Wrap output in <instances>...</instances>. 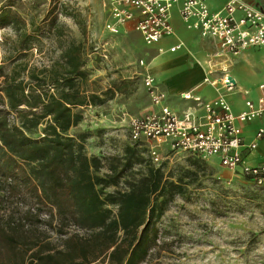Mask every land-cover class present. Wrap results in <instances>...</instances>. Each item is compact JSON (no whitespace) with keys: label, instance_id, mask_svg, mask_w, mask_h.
Wrapping results in <instances>:
<instances>
[{"label":"trees","instance_id":"trees-1","mask_svg":"<svg viewBox=\"0 0 264 264\" xmlns=\"http://www.w3.org/2000/svg\"><path fill=\"white\" fill-rule=\"evenodd\" d=\"M28 25L9 7L0 10V28L11 30L0 43V264H155L152 249L165 245L156 242V222L167 203L213 169L190 155L175 170L142 163L137 146L148 158L147 148L128 135L132 144L121 155L85 154L83 135L67 132L81 120L80 108L121 92V81L87 89L83 42L58 40L47 65L32 63L40 27ZM105 160L106 172L98 174ZM134 162L143 164L137 176L127 171ZM123 175L126 189L103 191ZM18 185H31L38 201L21 203L12 194ZM68 225L82 232L64 231Z\"/></svg>","mask_w":264,"mask_h":264},{"label":"rangeland","instance_id":"rangeland-1","mask_svg":"<svg viewBox=\"0 0 264 264\" xmlns=\"http://www.w3.org/2000/svg\"><path fill=\"white\" fill-rule=\"evenodd\" d=\"M6 7L18 13L27 29L30 20L40 27L37 34L39 42L30 49L32 63L45 64L39 53L45 44L46 58H52L55 52L58 53V40L83 42L89 81L87 89L98 92L107 88L111 81H121V92H114L101 104L80 108L81 120L67 132L72 136L76 133L83 135L81 143L85 154L121 155L123 146L132 144L127 138V116L123 113L137 114L148 104L141 74L157 53L153 44H146L131 29L110 33L105 27L110 20L106 0H0V10ZM10 31L9 27H3L2 38ZM175 32L177 38L184 39L181 49H187L186 40L193 39H204L213 47V42L197 31L192 33L177 26ZM139 60L143 65H139ZM202 90L205 94L211 93L207 85ZM232 103L235 105L236 100ZM151 145L157 149L164 171L169 168L175 170L176 165H186L185 157L188 155L185 153L169 151L164 143ZM137 148L143 158L142 163L158 165L149 161L142 146ZM203 160L213 173L200 176L194 187H188L189 194L175 195L167 203L156 222V242L165 245L158 250L152 249L151 263L264 264V188L252 185L236 172L223 176L215 162ZM142 163H132L127 171L133 176L139 175ZM106 165L105 160L98 174L106 172ZM128 179L129 175H123L115 185H107L103 191L124 190ZM12 194L21 203L38 201L31 185H18ZM110 209L111 213L115 211L113 206ZM29 224L33 227L32 219ZM41 227L40 224L37 228L39 232ZM72 230L82 232L69 225L64 228L66 232ZM48 235L50 241L57 244L56 236Z\"/></svg>","mask_w":264,"mask_h":264},{"label":"built area","instance_id":"built-area-1","mask_svg":"<svg viewBox=\"0 0 264 264\" xmlns=\"http://www.w3.org/2000/svg\"><path fill=\"white\" fill-rule=\"evenodd\" d=\"M106 5L110 20L105 27L110 33L131 29L146 44H154L173 33L170 13L175 8L184 28L213 39L221 52L237 54L248 47L264 51V11L247 0H224L217 10H210L206 0H106ZM181 46V42H177L168 50L175 51ZM139 65H143L142 60H139ZM202 82L215 90L223 88L229 91L234 81L222 73L212 79L205 75ZM141 84L148 98L147 107L137 114H123L127 116L128 138L145 144L151 163H160L158 151L151 143H164L172 152L201 159L215 157L221 167L238 173L256 187L264 188V159L249 164L242 155L243 150L255 147L264 127H258L252 140L244 143L239 126L255 117L264 122L263 93L255 102L244 100L243 109L232 113L220 93L213 99L203 100L190 91H183L179 97L191 100L193 104L177 112L165 103L166 94L151 74L143 72ZM257 88L262 90L263 85L258 84ZM4 107L0 104V108ZM6 120L14 122V114L9 112Z\"/></svg>","mask_w":264,"mask_h":264},{"label":"crops","instance_id":"crops-1","mask_svg":"<svg viewBox=\"0 0 264 264\" xmlns=\"http://www.w3.org/2000/svg\"><path fill=\"white\" fill-rule=\"evenodd\" d=\"M223 1L206 0V3L210 10H217ZM247 1L264 11V0ZM170 23L173 33L162 37L153 44L157 53L152 56L142 73L147 72L153 76L154 82L166 94L165 103L172 110L180 112L183 108L193 104L191 100H183L179 97V93L183 91H190L193 95H197L203 100L213 99L220 93L228 103L232 113H237L243 109L244 100L249 99L255 102L258 95L264 94V51L262 49L248 47L237 54H229L219 51L216 41L208 38L213 42V47L208 45L204 39H193L191 41L186 40L187 49H184V47L181 49L180 47L175 51H169L168 48L177 42L184 44V39L177 38L175 35L177 26L184 28L175 8L171 10ZM191 31L192 33L195 32L194 30ZM39 51L43 58L42 61L47 65L50 62V59L46 58L45 55L47 44L40 47ZM55 54L56 52L52 58ZM207 55L212 56V58H207ZM216 72L218 76L225 73L232 78L234 82L229 91L223 88L215 90L214 87L202 82V78L205 75L210 79L217 77ZM258 84L263 85L262 90L257 88ZM204 85L211 88V93L205 94L203 92ZM244 90L245 92H243ZM234 96H236V99H234ZM233 100H236L235 105L232 103ZM239 126L243 142L247 143L252 140L253 133L258 127H264V122L261 118L255 117L249 122L240 123ZM242 155L244 160L249 164L264 159V133L256 141L255 147L251 150H243ZM207 159L218 165L221 175L227 176L231 172L221 167L215 157Z\"/></svg>","mask_w":264,"mask_h":264}]
</instances>
